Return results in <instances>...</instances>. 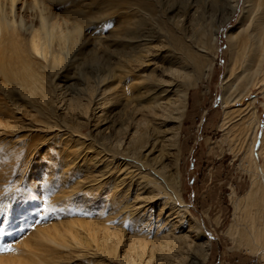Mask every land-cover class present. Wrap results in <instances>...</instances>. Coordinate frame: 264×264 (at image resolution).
I'll return each instance as SVG.
<instances>
[{"label":"rangeland","instance_id":"obj_1","mask_svg":"<svg viewBox=\"0 0 264 264\" xmlns=\"http://www.w3.org/2000/svg\"><path fill=\"white\" fill-rule=\"evenodd\" d=\"M234 2L0 0V122L14 130L0 134V222L9 206L20 216L10 233L0 234V248L11 246L0 250V264H122L119 256L138 255L141 242H152L162 220H151L161 209L162 236L167 226L173 235L188 236L192 252L184 264H198L197 228L210 241L205 264H264L261 247L248 249L236 228L253 165L261 172L264 164V84L240 85L251 92L242 100L229 96L237 89L223 97L225 67L248 8L237 0L230 18ZM176 34L180 46L172 41ZM201 34L198 55L213 67L199 77L198 67L185 69L173 57L193 49ZM16 55L17 62L24 58L21 75L41 82L35 97L10 82L4 61ZM169 64L184 78L170 73ZM167 77L177 79L172 100L153 105L148 96L159 92L151 84ZM185 84H192L187 94ZM7 90L21 110L10 106ZM257 117L262 128L256 139ZM172 185L183 208L178 202L162 208ZM7 193L9 201L2 197ZM25 236L26 249L14 254Z\"/></svg>","mask_w":264,"mask_h":264},{"label":"bare ground","instance_id":"obj_2","mask_svg":"<svg viewBox=\"0 0 264 264\" xmlns=\"http://www.w3.org/2000/svg\"><path fill=\"white\" fill-rule=\"evenodd\" d=\"M246 3H247L248 8L244 12V14H242L240 16V19H239L240 20L239 21L240 26L236 32L238 35V38L236 39L235 43H233L231 46V56H230L231 59H230L229 64L225 67V72H224L225 77H224V80L222 81V85H221L224 98L227 97L230 90L237 89L236 90L237 92L235 94H233L234 92H230L229 96L235 97V98L237 97L240 100H242L243 97H247L251 92L242 89L240 87V85L243 84L244 86H252V87L256 88L257 86L264 84V0H246ZM142 5L146 6V3L142 2ZM239 7L240 6H238L237 0H235L234 4H231L232 13H231L230 18L232 16H234L236 10ZM228 19L229 18H227V20ZM167 30L171 32L174 29L172 28L171 25H167ZM202 35L203 34H201L200 39H199V37H197L194 40V42L192 43L193 49L187 47L186 50H184L183 55L176 54L173 57V59L178 61L180 63L179 65L185 69L190 68L191 65L198 67L197 73L200 75L199 77L206 76V73L208 71L212 70V67H213V65L211 63L202 64V59L198 55L199 53L202 52V44H201ZM216 39H217L216 35H214L211 42L212 43L216 42ZM232 39L233 38H231V41H233ZM172 41L175 42V44H177L179 46L182 44L181 38L178 34H176L175 38ZM28 57H29L28 54H24V58H28ZM20 58L21 57L19 55H16L15 58H14V56L13 57L9 56L6 59V61H4V63H6V65H8L11 68V77H10L11 81L10 82H12V83L19 82L18 84H20V90L24 92L25 97H29V96L35 97V93H36L37 89L40 88L41 82L30 80L28 77L21 75L22 70L24 68L23 66L25 64L21 63L24 60L23 57H22L21 62L16 61V60H19ZM167 67H168L170 73H172L174 76H177L180 80L184 78L183 76H181L178 67H175L171 64H169ZM199 79H201V78H199ZM176 81H177L176 78L167 77V78L163 79L162 84H159V83L151 84L153 88L158 90L159 94L156 96H152V95L148 96L150 103L152 102L153 105H160L162 107V105L164 104L165 101L172 100L171 94H173V90L177 87ZM4 82L7 83L6 81H4ZM4 82L2 83L3 86L6 85ZM191 86H192V84H185L184 88H186V90L184 93H186L187 90ZM238 90L240 92H238ZM12 93H13V91L10 92L7 90V92H5L4 94L8 98L10 106H12L13 108H17L18 110H21L18 102L15 101V97H13ZM231 101L232 100H227L225 103H230ZM32 105H33V103H31V106ZM6 108L8 109V106ZM254 110L256 111L255 108H254ZM50 111H52V110H49V112ZM148 111H149V113H151L150 106H149ZM47 113L48 112H46V114ZM0 118L4 119L5 117L0 116ZM164 121H166V120H164ZM254 121H255V124H254L255 128H254V132H253V137H255L257 139L258 133L256 131H258L262 127L260 125V118L259 117L255 118ZM247 124H249V121L247 122ZM175 126L177 127V125H175ZM163 127H164V125H163ZM174 129H176V128H174ZM1 131H4V132H1ZM5 131L12 132L14 130L10 131V127L8 126V124H6L5 122H0V134L5 133ZM172 133H175V132H172ZM162 135H164L163 132L160 136H162ZM168 135H169V133H168ZM263 136H264V134H263ZM166 138H168V137H166ZM137 139H138V137H137ZM171 140H173V139H171ZM263 142H264V140H263ZM162 143H163V140H162ZM173 143H175V142H173ZM173 143H171V146ZM142 144H138L136 146V148H135L136 156L140 155V153H141L140 149L145 146L144 145L145 143L142 142ZM152 146H149V147H152ZM154 146H156V145H154ZM252 148H253L252 154H254V144H253ZM162 151H163V149H162ZM1 153H2V151H1ZM152 153H153V148L148 152V154H152ZM160 153H162V152H160ZM260 154L262 155V157L264 159V149L262 151H260ZM5 156H6V154H5ZM17 159H18V156H17ZM150 164L152 165V161ZM257 165H258V163H255L253 165L252 170H251V171H253L252 187H251V189L247 195L248 201L243 206V208L241 209L242 213L239 216V220L237 221L236 228L239 231L240 242L243 245H245L248 249H256L257 247H261V250L264 253V164L262 165V171L261 172L257 169ZM146 167H148V166H146ZM4 180H5V177H2L0 179L1 182H3ZM168 189L171 190L170 191L171 195L168 194L169 192L167 193L168 196L165 195L166 196L165 200L163 203H161V204H163L162 208H166L165 205H168V204L174 203V202L175 203L178 202V207L176 206L177 208H183V204H182L183 201L181 198L178 197L179 195H177V190H175L173 185H172L171 189L169 187H168ZM172 194L175 195L174 198H172L173 197ZM3 195L4 196H2V197L5 200L9 201L12 199L11 195L9 193L3 194ZM18 196H20V194H18ZM120 196H123V194H121ZM234 197H235V199H237L236 194L234 195ZM137 198H139V197L137 196ZM136 200L138 201L139 199H136ZM136 200H134V201H136ZM8 203L10 204V202H8ZM12 203H15V205L17 206L18 205V199L14 198V202H12ZM141 203H143V202H141ZM135 204H138V203H135ZM15 205L13 204V206H15ZM172 205H174V204H172ZM141 206H142V204H141ZM9 207H7L6 210L9 212L10 215L5 216L4 222H0V226H1V233L0 234H2V235L10 233L14 227L12 223L14 221H16L17 218H20V216H18V215H15V216L12 215L11 214V207L10 208ZM49 208L50 209L53 208V209L57 210V208L54 205H51ZM135 209H136V207H135ZM182 211H184V210H182ZM138 212H139V210H138ZM136 213L137 212H135V214ZM159 213L161 216H159V217L157 216L158 217L157 219L154 218V220H151V221H155V220H158V221L162 220L163 221V222L161 221L159 223L157 222L158 223V224H156L157 231H155V233L153 234L154 236L151 233V235L153 236L152 242L150 243L151 239L149 240V242L146 239L145 241L148 243H145V241H144V242H141L139 246L136 243L140 249V251H139V249H138V251H136V252H139L138 255H136L137 253H135V255L130 256L128 258H124L123 255L119 256V260L122 264H126V262L129 260H131L132 262H129L128 264H138V263H136V260H134V259L139 260V262L142 264H150L151 262H154L155 264H169V262H171L170 261L171 258H173V260H177L178 264H184L183 262L185 261V257L187 256V258H188V256H189L187 254V252L189 250L192 252V250L190 249V248H192L189 244L190 242L187 241V243H186V239H188L187 238L188 236L186 235L184 237V236H182V235H184L182 233H181L182 234L181 236L183 238H181V236H177L178 233L173 235L172 232H174V231L172 229H170L171 227L167 226L166 230L164 229L167 237H163L164 233H163L161 228H164V224L166 222V219H164L165 218V216H164L165 212H163V210L161 209ZM182 215H181V217H182ZM135 216H137V215H135ZM170 216H171V211H170ZM174 216H176V215H174ZM139 220H141V219H139ZM180 224H181V222H180ZM142 226L145 227L146 223H145V226L144 225H142ZM165 226H166V224H165ZM151 228L149 230H152ZM176 228H177V226H176ZM32 229H33V227H32ZM197 229H198L197 236L202 237L201 238L202 242L199 245L200 247L197 249V253L200 255V257L196 258L197 261L195 263L205 264L204 262L206 261L207 254H208V251L210 249V241L204 240V233H203L201 228H197ZM178 230H180V229H178ZM151 232H153V231H151ZM180 232H181V230H180ZM46 236H48V235H46ZM132 237L130 238V240L132 239V242H133L134 237L133 238ZM193 238H194V236H193ZM138 239L141 240L139 238V236H138ZM128 241H129V238H128ZM28 242H29L28 237L27 236L23 237V239L21 241H19L20 246L18 247V249H16L17 251L14 254L18 255V253L21 252V250H20L21 248L26 249ZM126 242H127V240H126ZM126 242H125V245H127V243H128V242L127 243ZM182 244L186 245L185 249L182 248V246H183ZM134 245L135 244L133 242V244L131 246H134ZM148 246L150 247L149 251H148ZM128 250H129V245H128ZM143 257L146 259H144L142 261ZM114 262H115V259H113L111 261L112 264Z\"/></svg>","mask_w":264,"mask_h":264},{"label":"snow or ice","instance_id":"obj_3","mask_svg":"<svg viewBox=\"0 0 264 264\" xmlns=\"http://www.w3.org/2000/svg\"><path fill=\"white\" fill-rule=\"evenodd\" d=\"M0 250H2V251H10L11 250V246L10 245H5L2 248H0Z\"/></svg>","mask_w":264,"mask_h":264}]
</instances>
